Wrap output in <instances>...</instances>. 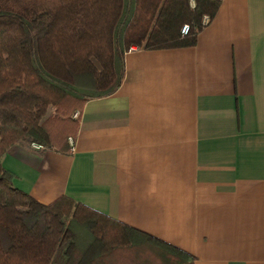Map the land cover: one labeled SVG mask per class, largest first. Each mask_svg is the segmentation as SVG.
<instances>
[{
    "label": "crops",
    "instance_id": "0c3cea01",
    "mask_svg": "<svg viewBox=\"0 0 264 264\" xmlns=\"http://www.w3.org/2000/svg\"><path fill=\"white\" fill-rule=\"evenodd\" d=\"M73 139L21 140L1 164L36 201L66 196L193 264H264V0H221L193 45H132Z\"/></svg>",
    "mask_w": 264,
    "mask_h": 264
},
{
    "label": "trees",
    "instance_id": "16d2710c",
    "mask_svg": "<svg viewBox=\"0 0 264 264\" xmlns=\"http://www.w3.org/2000/svg\"><path fill=\"white\" fill-rule=\"evenodd\" d=\"M220 3L0 0V264H193L182 249L66 196L36 201L13 186L1 156L25 138L66 150L84 102L119 86L125 51L193 45Z\"/></svg>",
    "mask_w": 264,
    "mask_h": 264
},
{
    "label": "built area",
    "instance_id": "2783aa9c",
    "mask_svg": "<svg viewBox=\"0 0 264 264\" xmlns=\"http://www.w3.org/2000/svg\"><path fill=\"white\" fill-rule=\"evenodd\" d=\"M208 22V17L206 15L203 16L202 18V23L203 24H206ZM189 30V25L188 24H183L180 28V32L183 33V34H186ZM77 111L74 113V116H77ZM68 144H69V148L70 150H73L74 149V139L72 136H69L68 139Z\"/></svg>",
    "mask_w": 264,
    "mask_h": 264
},
{
    "label": "rangeland",
    "instance_id": "374dc122",
    "mask_svg": "<svg viewBox=\"0 0 264 264\" xmlns=\"http://www.w3.org/2000/svg\"><path fill=\"white\" fill-rule=\"evenodd\" d=\"M190 5H191V6L194 5V0H190ZM82 87H83V85H82ZM87 91H88V88L84 86V92H87ZM53 111H54V107H53V106H49V107L47 108V111H46L45 116H47V115L53 113ZM76 111H77V110H76ZM76 111H75V112H76ZM75 112H74V113H75ZM74 113H73V116H74ZM21 140L29 141V139H26V138H25V139H21ZM21 140L17 141L16 143L20 142Z\"/></svg>",
    "mask_w": 264,
    "mask_h": 264
}]
</instances>
